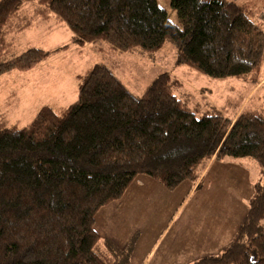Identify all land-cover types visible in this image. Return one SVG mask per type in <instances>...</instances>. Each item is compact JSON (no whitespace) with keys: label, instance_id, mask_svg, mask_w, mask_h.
<instances>
[{"label":"trees","instance_id":"16d2710c","mask_svg":"<svg viewBox=\"0 0 264 264\" xmlns=\"http://www.w3.org/2000/svg\"><path fill=\"white\" fill-rule=\"evenodd\" d=\"M169 1L180 27L156 0H0V77L66 49L29 48L7 58L19 33L52 19L77 46L101 42L150 54L168 42L177 65L260 83L264 31L249 3ZM78 80L71 104L43 106L20 128L0 122V264H122L96 251L97 211L139 175L173 189L196 183L211 161L225 157L253 160L261 178L231 241L192 264H264V103H246L231 118L213 106L199 114L177 96L180 83L166 71L140 97L102 64Z\"/></svg>","mask_w":264,"mask_h":264},{"label":"rangeland","instance_id":"374dc122","mask_svg":"<svg viewBox=\"0 0 264 264\" xmlns=\"http://www.w3.org/2000/svg\"><path fill=\"white\" fill-rule=\"evenodd\" d=\"M235 1L249 3L252 20L264 31V0ZM156 3L166 11L168 20L180 27L170 1ZM71 36L65 24L52 19L35 20L17 35L8 59L29 48L66 49L34 69L0 77L3 126L23 127L43 106L58 109L74 102L78 76L94 64L107 66L134 97H140L152 79L166 71L180 83L177 96L199 114L213 106L231 118L246 103H264V59L261 81L252 86L241 79H214L177 65L176 50L168 42L159 51L146 54L119 52L101 42L77 46L71 42ZM260 178V167L253 160L225 157L214 160L200 185L193 189L194 183L189 180L173 189L152 178L151 183L143 186L136 180L123 197L95 214L94 227L100 236L96 251L122 264H192L198 258L217 255L231 241L244 218L254 184ZM106 242L115 250H108Z\"/></svg>","mask_w":264,"mask_h":264},{"label":"crops","instance_id":"0c3cea01","mask_svg":"<svg viewBox=\"0 0 264 264\" xmlns=\"http://www.w3.org/2000/svg\"><path fill=\"white\" fill-rule=\"evenodd\" d=\"M263 83V82H262ZM214 161V160H213ZM213 161H211L210 162V164L208 165V167H207V169L205 170V172L202 174V176L200 177V179L196 182V183H194V186L192 187V189L196 186V187H198L199 185H200V183H201V181L204 179V177H205V175H206V173H207V171H208V169H209V167H210V165L212 164V162ZM149 178L150 177H143V175H139L138 177H136V179L134 180V181H136L137 180V183H138V185H141V186H143V184L144 183H151V181H149ZM152 180V179H151ZM133 181V182H134ZM132 182V183H133ZM153 182V181H152ZM191 189V190H192Z\"/></svg>","mask_w":264,"mask_h":264}]
</instances>
